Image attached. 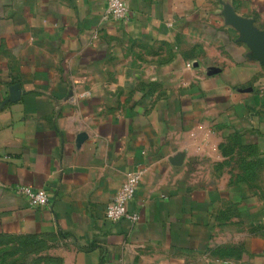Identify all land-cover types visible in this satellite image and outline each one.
Segmentation results:
<instances>
[{
    "label": "crops",
    "instance_id": "obj_1",
    "mask_svg": "<svg viewBox=\"0 0 264 264\" xmlns=\"http://www.w3.org/2000/svg\"><path fill=\"white\" fill-rule=\"evenodd\" d=\"M107 2L0 0V235L56 264H264V0ZM128 170L138 219L112 223Z\"/></svg>",
    "mask_w": 264,
    "mask_h": 264
},
{
    "label": "built area",
    "instance_id": "obj_2",
    "mask_svg": "<svg viewBox=\"0 0 264 264\" xmlns=\"http://www.w3.org/2000/svg\"><path fill=\"white\" fill-rule=\"evenodd\" d=\"M129 16V11L124 0H108L107 6L102 14V21L109 19L126 20ZM189 136L194 140V151L197 154L204 152V141L197 140V135L194 131L189 133ZM141 170H128L122 183L114 193L113 199L106 205L105 219L115 223L123 218L130 220L133 224L138 219L137 212L128 211L127 203L134 197V194L141 181ZM18 193L24 195L31 206H43L48 203V193L43 188H33L30 186L21 185L17 188Z\"/></svg>",
    "mask_w": 264,
    "mask_h": 264
},
{
    "label": "rangeland",
    "instance_id": "obj_3",
    "mask_svg": "<svg viewBox=\"0 0 264 264\" xmlns=\"http://www.w3.org/2000/svg\"><path fill=\"white\" fill-rule=\"evenodd\" d=\"M43 244V239L35 237L0 235V264H56L46 258Z\"/></svg>",
    "mask_w": 264,
    "mask_h": 264
},
{
    "label": "water",
    "instance_id": "obj_4",
    "mask_svg": "<svg viewBox=\"0 0 264 264\" xmlns=\"http://www.w3.org/2000/svg\"><path fill=\"white\" fill-rule=\"evenodd\" d=\"M231 13V10H228ZM232 14V13H231ZM20 87L18 84L11 85L9 88V96L4 100L3 103L15 101L20 97Z\"/></svg>",
    "mask_w": 264,
    "mask_h": 264
}]
</instances>
